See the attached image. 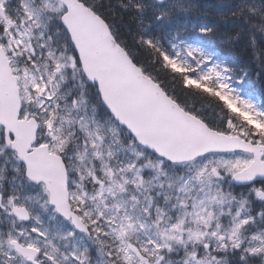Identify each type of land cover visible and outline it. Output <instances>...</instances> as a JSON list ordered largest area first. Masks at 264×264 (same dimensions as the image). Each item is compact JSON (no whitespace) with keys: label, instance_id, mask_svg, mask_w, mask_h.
<instances>
[{"label":"snow or ice","instance_id":"obj_1","mask_svg":"<svg viewBox=\"0 0 264 264\" xmlns=\"http://www.w3.org/2000/svg\"><path fill=\"white\" fill-rule=\"evenodd\" d=\"M0 264H264V0H0Z\"/></svg>","mask_w":264,"mask_h":264}]
</instances>
